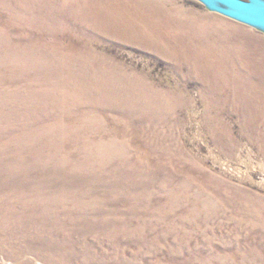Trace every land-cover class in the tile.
I'll use <instances>...</instances> for the list:
<instances>
[{"label": "rangeland", "instance_id": "1", "mask_svg": "<svg viewBox=\"0 0 264 264\" xmlns=\"http://www.w3.org/2000/svg\"><path fill=\"white\" fill-rule=\"evenodd\" d=\"M125 1L0 0V66L9 71L0 74V98L50 94L66 98L69 109L4 110L12 119L0 120V175L58 176L52 186L77 189L89 209L81 229L33 239L30 253L0 249V264H93L86 261L92 253L94 264H218L209 252L221 264H243L251 248L264 256L263 130L221 101L227 88L222 97L200 88V71L178 41L190 33L186 26L159 31L177 41L170 54L140 26L126 25L141 11L108 14L106 6ZM152 1L132 6L151 12ZM166 1V9L223 27L212 30L221 34L207 39L202 55L218 57L224 44L241 57L251 52L255 59L245 68L254 83H264L263 30L198 0ZM224 65L232 75L239 71ZM15 179L11 186L22 183ZM0 182L9 184L4 176ZM145 221L155 228L150 240L138 226ZM121 223L138 232L107 238ZM182 240L191 241L190 250L174 254L170 248ZM248 264L260 262L251 257Z\"/></svg>", "mask_w": 264, "mask_h": 264}, {"label": "bare ground", "instance_id": "2", "mask_svg": "<svg viewBox=\"0 0 264 264\" xmlns=\"http://www.w3.org/2000/svg\"><path fill=\"white\" fill-rule=\"evenodd\" d=\"M133 2L134 0L125 1V3L122 4L123 6H115L113 4H109L106 7H108V11L110 13H107L109 15H113V13H117L116 11L118 10L123 12L122 14H125L124 12H130L129 10H135L137 12L141 11L139 17L137 18L131 17L127 20H124L123 18L122 19L128 26H140L141 28L146 30V32L148 33L147 38L149 39V42L151 44L153 43L157 44L158 46H163L165 50H170V54L173 52V49L175 47L174 44H176L177 41L175 39L172 40L171 38L167 37L161 38V34L159 31H167L168 28L170 29L176 26H186L189 29L190 33L187 34V37H183L180 40L178 39V41H182L185 45V48L182 50V52L184 54L187 53V57H190L194 60L193 62H191L194 69H199L195 73L200 71L202 77V79L199 78L200 88L204 92H206V94L211 93L214 96L220 97H222V94L220 93H223V89L227 88L228 92L226 91V94L223 93L221 101L225 104L227 100L234 107H238L239 109H241V111H243V113L247 117H249L250 121L254 123L257 128H261V130H263L262 137L264 138V83H259L260 86L257 83H254L252 74L248 75L249 71H247V68H245V66L249 68L250 63L255 59L252 58L251 52H249L244 57H241L240 53L243 52L234 50V47H227V44H224V46H222L220 42V44H217L220 47L222 46L221 48H219L220 51L218 50V57L213 56L212 58L211 56V58H207L200 53V48L208 47L209 43L207 42V39L209 37L220 36L221 32H212L215 27L219 30L223 29V27L219 25L212 26L210 25V23H206L204 19L192 16L191 13L182 11L179 8L172 7L170 9H166L164 8L165 2H167L166 0H153L152 2L156 7L151 12L145 10L142 7V4L141 6H137L134 8L132 6ZM99 8H101V6ZM119 11L118 13L121 14V12ZM187 14L189 15V18H185L188 17ZM124 21H122V23H124ZM136 39L138 38L136 37ZM220 57H222V60L226 59L228 60V63L239 67V71L236 73V75H232L228 72L226 66L224 65L227 62L225 61V63H220ZM5 69L7 68L0 66V74L4 75L9 72ZM203 70H205L204 73ZM35 71L36 70H34V72ZM5 84L6 83H2L1 85ZM37 87L38 86H27L26 88ZM100 87L101 86H99L98 88ZM79 88L81 89L84 87ZM14 96L15 95H7L4 97L1 96L0 120H4V118L5 120L11 118L2 116V112L4 110H14L18 108L26 110V106H29L31 109H35V113L42 110L43 112H46L45 109H49L52 106H55L56 109L60 111H63L65 109L69 110L68 108H66V98L55 100V96H52L50 94H31L29 96L16 97ZM7 97L14 98L11 99V101H9L8 103H4L3 101H7ZM67 98L70 99L68 96ZM119 100L122 101V98L120 97ZM123 101H125V103L127 104H132L131 106L138 103V101H136L135 99H123ZM153 103L151 102L150 104ZM95 105L96 104L91 103L90 106ZM47 113L48 112H46L45 114ZM13 114L14 113H12L11 115ZM55 141H58V139ZM260 148L262 147H260L259 145L257 150L264 151L263 149L260 150ZM1 176L7 177V181L9 182V184L7 185H4L0 182V249L5 253L6 256H11L16 253H30L32 252L34 247V244L32 242L33 239L39 241L47 239L51 234L64 235L66 233H70L73 230L81 229L80 222H87L88 217L86 212L89 209H87L88 206L86 198L77 189L70 188L69 190H67L61 185L59 187H53L52 184L58 181V176L30 178L31 175H28L26 173L18 176L6 174L0 175V177ZM15 178L19 179V183H22L16 186H11L10 184L13 180H16ZM45 178H50L53 180H46ZM29 180L31 183L29 182ZM149 222L150 221H145L143 225L139 224L138 226L139 229L146 230V232L149 234L150 240L155 233V228L153 224H147ZM260 223L264 233V225L262 226L264 221ZM68 224L71 226L70 229H66L65 227L60 228L61 225L65 226ZM87 231L88 229H86L84 233H86ZM131 232L137 233L138 230L134 231L133 226L121 223V225L117 229L113 230L106 237L112 238V236L114 235L117 238L121 237L123 239H126L131 236ZM102 234L105 235L104 233ZM154 238L155 237H153L152 239L153 241ZM184 242L185 241L182 240L180 244L174 245L170 249L175 252L174 254H176V252L181 253V250L184 249H187L189 251L190 249L188 248V244L191 243V241H187L185 243ZM83 243L84 242H82L81 246L83 245ZM149 244V246H151L153 243L149 241ZM179 245L180 247L178 248ZM57 246L59 248L62 247L61 244ZM251 249H249L248 254L242 257L243 260H247V262L243 264H248V260L251 257L261 264L264 261V256L256 255V253L253 251L256 249ZM188 254L191 255L190 253ZM209 254H211V261H216L218 264H221L218 261V258H220L219 254H215L214 252H209ZM39 255L43 256V254L41 253ZM198 256L199 254L195 255V258L197 260H199ZM82 259L86 260L85 258ZM94 259L95 257L93 253L91 255L87 254V262L94 264ZM49 262L51 264H58L57 259L50 258ZM201 263L207 264L205 261H203V259L201 260Z\"/></svg>", "mask_w": 264, "mask_h": 264}, {"label": "water", "instance_id": "3", "mask_svg": "<svg viewBox=\"0 0 264 264\" xmlns=\"http://www.w3.org/2000/svg\"><path fill=\"white\" fill-rule=\"evenodd\" d=\"M206 8L264 31V0H198Z\"/></svg>", "mask_w": 264, "mask_h": 264}]
</instances>
